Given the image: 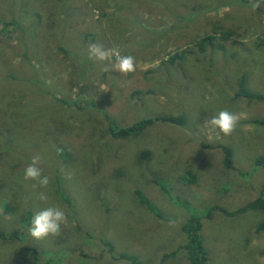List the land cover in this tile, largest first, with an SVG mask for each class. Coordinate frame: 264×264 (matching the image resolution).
<instances>
[{
	"label": "rangeland",
	"instance_id": "rangeland-1",
	"mask_svg": "<svg viewBox=\"0 0 264 264\" xmlns=\"http://www.w3.org/2000/svg\"><path fill=\"white\" fill-rule=\"evenodd\" d=\"M256 3L0 0V264H189L181 226L192 214L207 264H264L260 210L202 216L264 197V171L253 164L264 156V123L252 121L264 118V100L238 95L240 79L264 94V44L256 45L264 0ZM213 28L222 47L199 50ZM92 43L120 45L136 71L104 70L107 61L89 59ZM224 109L247 114L230 136L207 124ZM176 113L184 125L158 121L120 138L107 131L108 122ZM219 144L232 150L233 168ZM142 150L149 156L140 160ZM34 155L47 188L23 179ZM186 171L192 183L180 179ZM49 206L63 208L68 224L36 240L32 217Z\"/></svg>",
	"mask_w": 264,
	"mask_h": 264
},
{
	"label": "trees",
	"instance_id": "trees-1",
	"mask_svg": "<svg viewBox=\"0 0 264 264\" xmlns=\"http://www.w3.org/2000/svg\"><path fill=\"white\" fill-rule=\"evenodd\" d=\"M215 29L210 33H206L196 42L197 47L199 50H204L207 47L218 45L222 47V43L216 42L215 40ZM219 37L223 40H226L228 35L223 32L219 35ZM264 44V35L256 42V45L260 46ZM62 52L67 53L64 49ZM238 95L244 96L248 99H254V100H264V94L253 92L245 88L244 82L242 79L238 82ZM57 99V98H56ZM167 122L170 124L175 125H184L185 119L182 116L181 113L176 114H170V115H158V116H151V117H145L138 119L126 126H116L112 122H108V133L113 137H126L130 135H135L139 133L142 129H144L146 126L153 124L154 122ZM252 121L263 124L264 118H253ZM217 147L221 150L222 154V162L223 165L226 168H233L232 164V150L226 146V145H217ZM149 156V152L146 150H142L138 153V159L143 160ZM253 164L256 168H261L264 171V156L263 155H257L253 159ZM185 175H188L189 178L186 180ZM181 180H184L190 183H192L195 178L194 174H192L190 171L185 172L180 177ZM135 195L138 197L139 201L145 205L148 209L153 210V204L148 200V198L143 195L140 191L134 190ZM247 209H257L260 210L263 213V218L255 227L256 231L264 229V197L260 194L254 197L251 201L243 204L242 206L228 211L224 209L221 206H211L206 209V211L202 214L203 217H210L213 210H218L224 214L232 215L235 213L244 212ZM200 216L190 215L188 218H186L185 222L181 226V231L184 234V242L180 245L181 249L184 251V257L188 261L189 264H207V251L203 245L202 237L200 234ZM122 255V254H121ZM167 257L166 255H163L161 257V261ZM126 258V257H124ZM131 258V257H130ZM127 259V258H126ZM134 263V258L131 259ZM136 264H139L136 262Z\"/></svg>",
	"mask_w": 264,
	"mask_h": 264
},
{
	"label": "clouds",
	"instance_id": "clouds-1",
	"mask_svg": "<svg viewBox=\"0 0 264 264\" xmlns=\"http://www.w3.org/2000/svg\"><path fill=\"white\" fill-rule=\"evenodd\" d=\"M259 0L254 7H259ZM89 59L97 61H107L105 65L106 71H117L123 75L136 71V58L130 54H123L121 46L117 45L112 48H105L100 44L92 43L88 46ZM247 118L244 112H232L227 109L221 110L217 115L213 116L207 124L212 129H219L224 136H230L235 130L239 122ZM41 158L34 155L31 162L26 165L23 172L25 181H34L33 187L47 188L51 183V178L44 174L40 166ZM45 201L47 197L43 194L39 197ZM68 216L66 211L59 206H49L38 210L32 217L29 234L36 240H43L49 236H58L61 226H67Z\"/></svg>",
	"mask_w": 264,
	"mask_h": 264
}]
</instances>
